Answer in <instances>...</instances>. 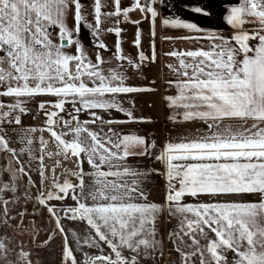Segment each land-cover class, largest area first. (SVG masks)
I'll use <instances>...</instances> for the list:
<instances>
[{"label":"snow or ice","instance_id":"snow-or-ice-1","mask_svg":"<svg viewBox=\"0 0 264 264\" xmlns=\"http://www.w3.org/2000/svg\"><path fill=\"white\" fill-rule=\"evenodd\" d=\"M160 6L168 0H0V264H33L10 229L38 249L61 237V264H264V0L225 2L228 31ZM185 9L212 15L199 0ZM157 19L186 33L165 40L195 45L164 53L178 134L159 144L122 127L151 123L124 98L157 91L129 83L157 60ZM126 24L137 26L135 58L122 46ZM44 212L50 230L36 222Z\"/></svg>","mask_w":264,"mask_h":264},{"label":"crops","instance_id":"crops-1","mask_svg":"<svg viewBox=\"0 0 264 264\" xmlns=\"http://www.w3.org/2000/svg\"><path fill=\"white\" fill-rule=\"evenodd\" d=\"M122 2L127 5L129 0H122ZM197 2V0H168L169 7L165 8L160 6V11L162 15H180L182 18L189 19L193 22L198 23L202 27H209L213 29H221L228 31V26L222 19V15L226 14L223 4L225 2L238 3L239 0H199L200 3L207 4L209 6L212 15L210 17H204L200 14H193L188 12L185 9V5H190ZM140 13L136 12L132 14V19H140ZM126 31L123 34V48L125 53L131 55L133 58L137 55V48L134 46L133 41L137 31V26L132 24L121 25ZM142 31L141 36V48L146 55H151L152 47L151 43L153 37L151 35L152 25L150 20L144 19L139 26ZM155 50L157 55V60L155 63H147L142 69L139 75L135 74L130 70V75L132 79L129 80L130 84L136 86L144 87H154L157 89L155 92H144V93H134L129 94L124 98L125 106L132 107V104H129V101L134 102V114L136 116L150 117L151 123H133L122 126L125 131L134 130L140 134H152L154 138L157 139V143H162L165 139V136L171 134L173 136L177 135L176 128L172 125L170 121L167 120L169 115V109L166 107L163 97L168 93L165 90V82L171 79V76L168 73L166 64L173 63V58L165 56L164 53L177 49H188L194 47V43L190 41L175 40L167 41L164 39L166 36H180L186 33L177 31V30H165L160 23V20L157 19L155 25ZM85 42H87V33H83ZM106 43L110 46L114 45L116 37L113 34H109L105 37ZM155 81L154 85H151V81ZM121 118H123L121 116ZM25 120L33 121L31 116H26ZM34 123H40V120L37 119ZM51 165V161H46ZM148 162H145L144 166L146 167ZM66 167H71L70 164H66ZM153 167H160V165H153ZM60 172V169H57V173ZM63 180V177H61ZM156 186L152 189L151 198L156 201H161L163 199V184L164 180L162 177L156 178ZM174 223V222H173ZM165 231L170 225H163Z\"/></svg>","mask_w":264,"mask_h":264},{"label":"rangeland","instance_id":"rangeland-1","mask_svg":"<svg viewBox=\"0 0 264 264\" xmlns=\"http://www.w3.org/2000/svg\"><path fill=\"white\" fill-rule=\"evenodd\" d=\"M32 107L35 108L36 106L32 105ZM32 123H34V121H31V120L27 121V124H32ZM9 135L12 137L13 146L19 147V145L15 143V141L18 139L16 133H13L10 131ZM5 162L6 161L4 158V154H0V167H2ZM5 179H7V177H5ZM28 208H29V210H31L32 205L29 204ZM13 214H15V213L13 212ZM32 220H33V217L29 216L26 223H28ZM36 222H37V224H39L41 226L42 229H45V230H50L52 227H54V222H52V224L48 223L46 212H44V214H43V219H41L40 217H36ZM8 234L10 236L14 237L16 241L22 240L24 245L26 246V248L28 250L32 251L33 264H61V260H62V238L61 237H59V236L55 237L51 241V243L48 245L47 248L38 249L35 247V244H32L30 242L31 238L27 233H25L24 235L21 236L15 230L10 229ZM45 238L46 237L42 233L40 240H43ZM40 240H38L37 243H39ZM69 242L71 243V238H70Z\"/></svg>","mask_w":264,"mask_h":264},{"label":"flooded vegetation","instance_id":"flooded-vegetation-1","mask_svg":"<svg viewBox=\"0 0 264 264\" xmlns=\"http://www.w3.org/2000/svg\"><path fill=\"white\" fill-rule=\"evenodd\" d=\"M25 124H27V120L24 119Z\"/></svg>","mask_w":264,"mask_h":264}]
</instances>
